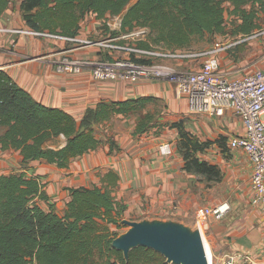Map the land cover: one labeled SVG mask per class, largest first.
<instances>
[{
  "label": "crops",
  "instance_id": "1",
  "mask_svg": "<svg viewBox=\"0 0 264 264\" xmlns=\"http://www.w3.org/2000/svg\"><path fill=\"white\" fill-rule=\"evenodd\" d=\"M21 1L17 2L16 10L10 3L0 16V26H24ZM106 20L88 12L78 34L104 35L108 31L103 32L100 27ZM113 22L109 27L111 33L121 29L118 19ZM64 45L65 41L60 38L0 32V68L7 70L37 100L64 108L77 119H82L102 100L138 97H151V100L129 115L116 114L106 122L96 123L94 127L102 142L74 157L67 169L44 158L23 165L19 151L9 148L0 149V174L25 170L29 176L39 177L49 195L41 203L46 208L53 205L60 213L67 209L72 198L70 188L106 186L117 200L126 204L125 216L169 217L201 226L213 264H222L226 253L231 251H250L255 261L250 264H264V212L260 204L253 202V163L243 149L229 144L232 135L245 133L242 120L232 112L223 116L192 113L196 115L186 120L187 111L191 113L186 97L178 93L173 82L164 79L95 80L87 72H59L54 61L60 57ZM249 50L250 56L264 66V37L255 39ZM51 51L54 52L45 58L36 57ZM98 51L92 47L81 54L96 56ZM100 52L106 54L104 50ZM224 54L221 59L226 64ZM175 63L183 69L199 70L202 66V61L196 59ZM231 63L228 60L226 65H221L222 70L231 75L245 73L241 74L240 66ZM157 108L163 110L158 113ZM148 115L153 116L148 128L135 134L138 123ZM169 118L175 119L174 122L183 121L186 129L200 140H209L199 156L220 167L219 180L184 167V158L177 148L180 130L173 123L165 122ZM3 130L0 128V133ZM109 137L119 149L110 152ZM66 140L64 135L55 136L48 140L47 146L60 147ZM165 142L174 145L172 154L163 153L161 145ZM225 201L231 209L223 218L205 213V207Z\"/></svg>",
  "mask_w": 264,
  "mask_h": 264
},
{
  "label": "trees",
  "instance_id": "2",
  "mask_svg": "<svg viewBox=\"0 0 264 264\" xmlns=\"http://www.w3.org/2000/svg\"><path fill=\"white\" fill-rule=\"evenodd\" d=\"M12 0H0V16ZM22 0L24 26L63 36H76L88 12L100 18L123 14L121 29L136 26L150 29L143 47H191L195 38L225 33L226 6L241 17L235 33L251 34L259 28L252 4L264 8V0ZM151 97L102 100L82 119L61 107L37 100L5 69L0 68V149L19 151L23 165L35 159L67 169L77 155L96 148L102 139L94 127L116 114L129 115L144 107ZM152 115L141 120L135 134L145 131ZM180 130L177 144L184 167L209 179L219 180L221 169L199 156L208 146L184 122H174ZM64 135L60 147L47 146L48 140ZM110 152L119 149L111 138ZM67 209L60 213L41 202L49 195L44 183L25 170L0 174V264H173L159 251L146 246L132 249L128 260L113 246L118 231L110 229L123 219L126 204L117 200L110 188L72 187Z\"/></svg>",
  "mask_w": 264,
  "mask_h": 264
},
{
  "label": "built area",
  "instance_id": "3",
  "mask_svg": "<svg viewBox=\"0 0 264 264\" xmlns=\"http://www.w3.org/2000/svg\"><path fill=\"white\" fill-rule=\"evenodd\" d=\"M122 18L121 13L109 17L105 22L111 28L113 19H118L121 25ZM0 32L64 40L67 45L60 49V57L54 61L59 72H87L95 80L138 82L164 79L173 82L178 93L186 97L188 109L192 113L211 116H223L228 112L236 114L244 123L246 131L232 135L229 144L243 149L249 155L253 163V202L260 204L264 212V66L242 75H231L223 71L221 54L228 45L220 43L200 51L188 47H143L140 42L147 40L150 32L147 26H136L118 34L110 31L105 37H84L79 34L63 36L26 26H0ZM263 33L264 29L255 30L246 36H259ZM92 47L99 50L98 55L81 54V51ZM103 50L106 54H101ZM53 52H43L36 57L45 58ZM197 58L202 61L199 70L183 69L175 63ZM161 149L165 154H172L174 147L172 143L165 142ZM230 209V203L225 201L207 206L204 210L206 214L221 219ZM238 261L246 264L255 262L254 254L250 251H231L226 253L222 264H236Z\"/></svg>",
  "mask_w": 264,
  "mask_h": 264
},
{
  "label": "water",
  "instance_id": "4",
  "mask_svg": "<svg viewBox=\"0 0 264 264\" xmlns=\"http://www.w3.org/2000/svg\"><path fill=\"white\" fill-rule=\"evenodd\" d=\"M121 223L128 229L114 238L113 246L123 252L126 260L132 249L146 246L162 253L168 263L211 264L200 226L169 217H125Z\"/></svg>",
  "mask_w": 264,
  "mask_h": 264
},
{
  "label": "rangeland",
  "instance_id": "5",
  "mask_svg": "<svg viewBox=\"0 0 264 264\" xmlns=\"http://www.w3.org/2000/svg\"><path fill=\"white\" fill-rule=\"evenodd\" d=\"M19 0H12L10 3L12 4L13 7H15L14 9L16 10L17 8V2ZM136 0H132L131 4L133 2H135ZM226 6V30L225 33H219L217 35H208L204 38H195L191 47L188 49H195L197 51H200L202 49H205L207 47H210L213 44H226L228 45V47H226L223 52L224 54V58L226 61V64L228 62V60H231V65L234 66H240L239 69H241V74L248 71L249 69H254L257 67H262L263 65H260L259 63H257V58L256 57H251L250 56V46L252 42H255V39H259V38H263L264 37V33L259 35V36H253V37H248L245 34L242 33H235V28L237 27V25L240 23L241 21V17L234 13L232 10L234 8V6L232 4H230L229 2L225 3ZM246 8L250 11L252 10H256L257 12V22L259 24V28L256 29L257 30H261L264 29V8L259 7V6H254L252 4H248L246 5ZM114 21H116V19H114ZM100 28H103V32H105V30H107L108 32H110L109 30V26L106 22H104V25H102ZM107 35V33H105L104 35H99V34H94V37H105ZM65 45H67L65 43ZM223 52L221 55H223ZM115 56H118V54H115ZM196 60H201V59H196ZM224 61V60H223ZM222 62L221 59V65H226ZM258 65V66H257ZM184 69H188V68H184ZM163 109L162 108H157L156 112H161ZM186 115V120L187 119H191V117H194L195 115L191 113H189L187 111ZM184 115V116H185ZM175 119H171L169 118L167 121H165L167 124H171L174 123ZM197 136V135H196ZM201 141H203L202 143H210L209 140L206 139H202ZM207 141V142H205ZM174 147V145H173ZM175 151V149H173V152ZM18 156V154L16 155V157ZM13 167V166H12ZM16 168V166H14L12 169ZM131 218L128 216H124L123 218ZM143 217H150V216H143ZM142 216H133V219H140L143 218ZM153 217H161V216H151V218ZM162 218H167V217H162ZM190 224V223H188ZM193 226H196L194 224H192ZM110 229L112 231H118L119 234L126 231L128 229V225L126 224H122L121 221L119 222V225L117 224H111L110 225Z\"/></svg>",
  "mask_w": 264,
  "mask_h": 264
},
{
  "label": "bare ground",
  "instance_id": "6",
  "mask_svg": "<svg viewBox=\"0 0 264 264\" xmlns=\"http://www.w3.org/2000/svg\"><path fill=\"white\" fill-rule=\"evenodd\" d=\"M207 250H208V254H209V258H210V263H213L212 262V253L209 251L208 247H207Z\"/></svg>",
  "mask_w": 264,
  "mask_h": 264
}]
</instances>
